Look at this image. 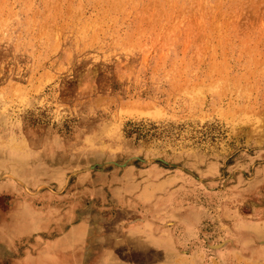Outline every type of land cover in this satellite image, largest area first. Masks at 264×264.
Here are the masks:
<instances>
[{"label":"rangeland","instance_id":"obj_1","mask_svg":"<svg viewBox=\"0 0 264 264\" xmlns=\"http://www.w3.org/2000/svg\"><path fill=\"white\" fill-rule=\"evenodd\" d=\"M0 264H264V0H0Z\"/></svg>","mask_w":264,"mask_h":264}]
</instances>
